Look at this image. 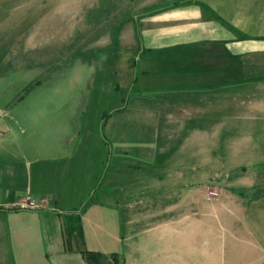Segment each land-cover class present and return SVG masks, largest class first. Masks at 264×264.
I'll use <instances>...</instances> for the list:
<instances>
[{"label":"crops","instance_id":"obj_1","mask_svg":"<svg viewBox=\"0 0 264 264\" xmlns=\"http://www.w3.org/2000/svg\"><path fill=\"white\" fill-rule=\"evenodd\" d=\"M140 13L137 24L150 30L142 37L154 38L146 48L157 54L137 60L145 94H135L133 105L146 128L135 138L144 150L134 159L159 169L168 161L171 196L157 197V232L125 264H264V191L240 182L259 170L248 172V165L264 159V0H157ZM239 78H246L244 85L253 79L249 96L225 100L227 93H241L228 90ZM86 137L33 159L41 193L28 189L25 198L0 200V264H85L79 234L66 226L71 215L56 206L77 193L94 194L92 179L105 155L97 136ZM128 152L108 150L106 160ZM232 172L238 174L233 181L226 175ZM75 173L84 183L78 191ZM26 199L40 207H12ZM87 202L80 212L88 221L80 224L85 237L115 238L113 208L103 199Z\"/></svg>","mask_w":264,"mask_h":264},{"label":"rangeland","instance_id":"obj_2","mask_svg":"<svg viewBox=\"0 0 264 264\" xmlns=\"http://www.w3.org/2000/svg\"><path fill=\"white\" fill-rule=\"evenodd\" d=\"M154 2L157 0H0V200L25 198L28 189L41 193L44 187L34 179L33 159L59 148L69 150L77 139L84 142L86 136H97L105 157L92 179L94 194L85 199L75 193V200L67 201L63 192L65 201L59 200L56 207L70 213L65 217L67 227L71 223L79 229L77 218L87 200L106 201L113 208L109 225L113 224L115 238L94 233L85 237L82 229L80 240L83 248L114 254L117 264H125L130 257L137 259L138 251H132L157 232V197L171 196L168 161L159 169L134 159L144 150L135 138L146 128L133 105L141 87L137 60L157 54L146 48L154 41L145 36L150 30L136 20L140 10ZM239 79L228 90L241 88V93H227L225 100L249 96L253 79L247 85L245 81L241 84L246 78ZM217 97L209 96L210 100ZM108 150L129 154L108 155L106 160ZM246 170L254 171L240 179L242 185L256 193L264 191V159ZM234 172L226 173L232 181L238 175ZM77 174L75 191L84 186ZM106 187L107 195L101 193ZM98 218L101 221L102 216ZM87 222L81 221L82 228ZM106 241V251L95 248Z\"/></svg>","mask_w":264,"mask_h":264},{"label":"trees","instance_id":"obj_3","mask_svg":"<svg viewBox=\"0 0 264 264\" xmlns=\"http://www.w3.org/2000/svg\"><path fill=\"white\" fill-rule=\"evenodd\" d=\"M232 175V174H231ZM229 177V178H228ZM227 179H231L230 176H228ZM78 224H81L80 215H78ZM80 224L79 229L75 227L77 230V233L79 234L80 238H82V231L80 230ZM78 227V225H77ZM81 254L84 260L85 264H117V259L114 254L110 255H103L98 251L95 250H89L87 248L81 249Z\"/></svg>","mask_w":264,"mask_h":264},{"label":"built area","instance_id":"obj_4","mask_svg":"<svg viewBox=\"0 0 264 264\" xmlns=\"http://www.w3.org/2000/svg\"><path fill=\"white\" fill-rule=\"evenodd\" d=\"M208 193L209 195H212V196L218 195L217 191H208ZM12 207L19 208V209H36V208H39L40 205L31 199H26V200L20 201L19 203L13 204Z\"/></svg>","mask_w":264,"mask_h":264}]
</instances>
